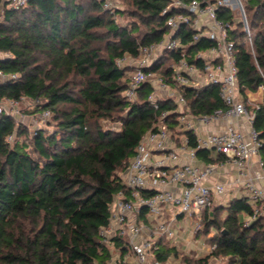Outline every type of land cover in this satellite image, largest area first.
Wrapping results in <instances>:
<instances>
[{
  "label": "trees",
  "instance_id": "obj_1",
  "mask_svg": "<svg viewBox=\"0 0 264 264\" xmlns=\"http://www.w3.org/2000/svg\"><path fill=\"white\" fill-rule=\"evenodd\" d=\"M84 1L31 0L23 8L6 10L0 25V50L9 53L0 67L19 74L16 80L0 83V98L42 99L38 108H49L58 124L54 133L37 131L30 151L19 139L26 131L15 117L0 116V264H109L112 251L99 233L109 222L113 197L127 189L122 174L161 112L177 108L173 100L164 99L154 108L147 98L149 85L129 101L123 92L131 67L119 61L136 56L140 44L157 41L168 31L161 11L169 0H130V14L138 19L127 25L116 22L101 1ZM243 1L254 52L240 23L235 34L239 90L248 101V92L264 83V0ZM219 15L232 17L227 10ZM206 45L201 42L196 48ZM167 53L156 69L166 64V56L179 55ZM163 72L171 74L168 66ZM184 93L195 114L225 107L217 85L186 88ZM248 106L255 114L264 161V99ZM177 117L174 111L166 119L172 129L177 128ZM102 118L117 120L119 128L103 129L98 124ZM13 133L18 138L11 142L8 136ZM187 134L189 144L197 147L193 132ZM213 151L198 148L197 156L204 162L226 160ZM252 212L246 195L205 209L196 235L214 227L209 238L213 248L194 261L264 264V216L245 224L244 215ZM158 242L154 264H166L172 255L191 260L169 240ZM116 247L123 263L130 251L127 239L117 237Z\"/></svg>",
  "mask_w": 264,
  "mask_h": 264
},
{
  "label": "built area",
  "instance_id": "obj_2",
  "mask_svg": "<svg viewBox=\"0 0 264 264\" xmlns=\"http://www.w3.org/2000/svg\"><path fill=\"white\" fill-rule=\"evenodd\" d=\"M30 1L0 0V25L6 10L23 8ZM99 1L117 18L116 6L110 0ZM221 10L229 11L231 20L220 17ZM161 13L166 16L168 27L163 37L150 44H140L136 56L119 59L131 67L123 94L129 101H135L143 85H149L151 92L147 98L154 108H159L163 99L173 100L177 108L161 112L160 121L143 135L122 174L127 189L113 197L109 205V222L101 227L99 234L102 242L113 248H116V238L124 237L130 251L123 263L119 254L109 264H150L158 248V239L176 237L173 222L180 214L199 213L197 220L201 222L204 210H210L216 204V197L225 193V183H209L218 163L199 162L198 148L223 154L235 167L236 181L243 185L245 195L253 205V212L244 215L245 224L264 216V161L259 152V130L254 126L255 114L248 108V105L258 106V102L246 101L238 83L235 31L239 23L245 33V42L254 52L244 1L169 0ZM201 42L207 45L196 48ZM172 51H178L179 55L168 58L170 53L167 52ZM165 54L166 64L156 69ZM8 56L9 53L0 50V60ZM167 66L171 70L169 76L163 72ZM18 77V73L0 67V83ZM213 84L219 87L225 107L212 113H193L184 90ZM258 89L264 91V83ZM22 101L35 107L43 103L42 99L24 96L16 100L0 98V116L16 117ZM174 111L178 113L176 129H172L166 120ZM51 115L49 108H43L38 116L46 120ZM242 118L248 125L246 131L238 123ZM213 126L220 127L212 129ZM187 131L193 132L197 147L189 144ZM8 138L14 141L15 134ZM199 226L198 223L197 229ZM212 248L210 246L209 251ZM155 264L161 263L156 261Z\"/></svg>",
  "mask_w": 264,
  "mask_h": 264
},
{
  "label": "rangeland",
  "instance_id": "obj_3",
  "mask_svg": "<svg viewBox=\"0 0 264 264\" xmlns=\"http://www.w3.org/2000/svg\"><path fill=\"white\" fill-rule=\"evenodd\" d=\"M82 2H85L84 0H79ZM111 3L116 6L115 9L117 10V18L114 17L116 22H118L121 25H127L130 24L132 21L138 19L135 18L134 15L132 16L130 14V10L132 9V5L130 3V0H110ZM105 9V8H104ZM110 13H112L109 9ZM119 10V11H118ZM143 26V25H142ZM123 64V63H122ZM264 99V91L257 90L256 92H248V101H256L260 102ZM65 107H70L69 105ZM19 114L15 117L16 123L20 124V128L24 129L26 132L22 134L19 139L21 142H25L28 145V149L32 151L31 145L32 138L35 136L36 131L42 130L45 133H54L57 128V120L54 118V115H51L49 119L41 120L38 116L41 112V109L38 107H35V105H31L27 101L20 102L19 107ZM98 124L103 129H111V130H117L120 126V123L117 120H114L112 118H102L98 120ZM18 138L17 136H15ZM216 201V204L220 203H227L224 200ZM176 211V209H174ZM177 212V211H176ZM199 214V213H198ZM197 214V215H198ZM197 215H193L190 213H184L182 216H179L174 222H173V228L176 230V237L172 240H169L171 245H176L177 249H179L182 252H185L186 254H189L191 257L190 261L183 262L181 260V257L178 255H172L168 260L166 264H197L194 259L203 256L207 254L209 251V248L211 246L209 242V238L216 232L215 228H211L209 233H200L199 235H196V232L202 227V222L197 220ZM198 223L200 224L199 229H197ZM112 251V257L116 258L117 255H119V249L110 247ZM219 263H223L221 260L217 261ZM150 264H154L151 262Z\"/></svg>",
  "mask_w": 264,
  "mask_h": 264
},
{
  "label": "crops",
  "instance_id": "obj_4",
  "mask_svg": "<svg viewBox=\"0 0 264 264\" xmlns=\"http://www.w3.org/2000/svg\"><path fill=\"white\" fill-rule=\"evenodd\" d=\"M238 123L245 129V131L248 130V125L244 118L240 119ZM219 127L213 126L211 128L217 129ZM212 154L217 155V152L213 151ZM198 161L204 162L200 158H198ZM216 163H218L217 171L211 176V179H209V183L215 184L221 182L226 184L225 193L223 195H219L218 197H216V201L223 202L222 200H224L225 202H228L230 199L234 197H241L245 195L243 185L240 182L238 183L236 181L237 171L235 167L229 161L227 162V160L218 161Z\"/></svg>",
  "mask_w": 264,
  "mask_h": 264
}]
</instances>
